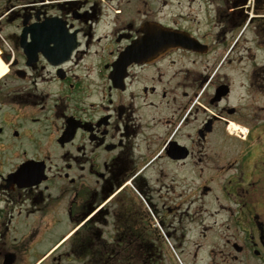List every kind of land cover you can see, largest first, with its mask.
<instances>
[{"label":"flooded vegetation","instance_id":"1","mask_svg":"<svg viewBox=\"0 0 264 264\" xmlns=\"http://www.w3.org/2000/svg\"><path fill=\"white\" fill-rule=\"evenodd\" d=\"M263 11L264 0H0V264L19 248L29 264H175L171 251L182 264H264ZM140 40L153 43L137 53L156 57L113 79ZM199 183L236 206L222 204L239 217L226 241L238 254L189 240Z\"/></svg>","mask_w":264,"mask_h":264},{"label":"rangeland","instance_id":"2","mask_svg":"<svg viewBox=\"0 0 264 264\" xmlns=\"http://www.w3.org/2000/svg\"><path fill=\"white\" fill-rule=\"evenodd\" d=\"M261 13L264 14V11ZM232 56L235 58L238 57L236 53H234ZM258 167L261 168V166H258ZM258 172L260 171L256 170L255 174ZM196 181H199V180H196ZM212 186H213V190L209 191L208 193L203 191V188L201 187V183L190 186L191 189L189 190V192L192 197L193 207L196 209H199L201 213L200 215L195 217L196 222H198L197 224H194V222L192 223V219L189 222V226L192 225L191 226L192 231L189 234V237H190L189 240L190 241L202 240L203 242L209 245H212L210 243L215 242L216 245H218L219 247V249H215V251L219 252L220 250H224L226 254H228V252H231L230 256H234L238 254V252H235V250H233L229 246L226 247V241L233 234L232 231H234V229L237 226L235 220H238L239 217H237V215H234L233 217H231L227 213L226 208L222 207V204L226 206H231L232 208L233 207L235 208L236 206H233L231 202L230 204H228L225 202V200L222 199L220 195L221 193L219 190V186L217 184H213ZM242 208H245V207L242 206ZM242 219L243 221H245L247 218L242 217ZM143 221L145 220L143 219ZM111 230H112V225H111V228H108V231H109L108 235L110 238L112 235ZM202 230H204L206 233L205 237H201ZM14 236L18 238L24 237V241L33 240L32 234H29L28 232H25V233L14 232L8 235L9 240L12 243H14V238H13ZM242 241H243V238L240 240V243ZM34 245L38 249L39 247L40 249L45 248L41 250V253L44 252L48 247H50V244H47V245L44 244L45 246L42 247L43 245L37 244V242ZM14 248L15 246L12 247V249ZM40 254L38 253V255ZM28 256H29L28 253L23 252V249L19 248L20 258L14 264H29L30 262L28 263L26 260ZM170 256L172 259L173 258L176 259L177 262L175 264H182L181 261L177 259V257L174 255L172 251L170 252ZM241 256L242 257L248 256V254L241 255ZM251 263L252 264L255 263V261L252 258H251ZM166 264H169V263H166ZM231 264L233 263L231 262Z\"/></svg>","mask_w":264,"mask_h":264},{"label":"water","instance_id":"3","mask_svg":"<svg viewBox=\"0 0 264 264\" xmlns=\"http://www.w3.org/2000/svg\"><path fill=\"white\" fill-rule=\"evenodd\" d=\"M242 1L244 2V0H242ZM148 41H151V40H148ZM163 43L165 45L168 42L164 41ZM143 44H144V42H140V41L135 42L131 47H129V49L125 53H123L119 57V59L115 63V72H114V75H115L114 77L115 78H117V76H119V74L122 75L121 72L125 71L126 67L131 62H133V61L144 62V61H148L149 60L150 56H146V55L141 56V55H138V54L135 53L137 49L145 47L147 45L146 44L145 46L141 47V45H143ZM149 48H151V47H149ZM158 48L163 49L162 46L160 45V46H156V48H154V50H156ZM8 257H9V262L13 261V255L12 254H10Z\"/></svg>","mask_w":264,"mask_h":264},{"label":"bare ground","instance_id":"4","mask_svg":"<svg viewBox=\"0 0 264 264\" xmlns=\"http://www.w3.org/2000/svg\"><path fill=\"white\" fill-rule=\"evenodd\" d=\"M250 1V0H249ZM263 4V3H262ZM263 14V13H262ZM7 66L4 64V62L2 61V59L0 58V75L4 74V72L6 71Z\"/></svg>","mask_w":264,"mask_h":264},{"label":"trees","instance_id":"5","mask_svg":"<svg viewBox=\"0 0 264 264\" xmlns=\"http://www.w3.org/2000/svg\"><path fill=\"white\" fill-rule=\"evenodd\" d=\"M101 255H103V253L101 252V250H99V251L97 250L96 253L94 254V257H100ZM94 264H98V263H94Z\"/></svg>","mask_w":264,"mask_h":264}]
</instances>
